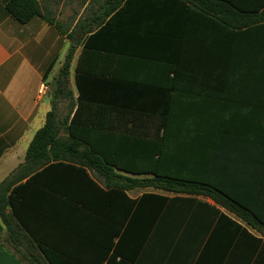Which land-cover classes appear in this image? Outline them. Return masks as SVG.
<instances>
[{
	"label": "trees",
	"instance_id": "16d2710c",
	"mask_svg": "<svg viewBox=\"0 0 264 264\" xmlns=\"http://www.w3.org/2000/svg\"><path fill=\"white\" fill-rule=\"evenodd\" d=\"M184 1L203 11L207 23L215 10L227 12L234 4ZM6 10L22 25L43 17L36 0H8ZM175 37L173 94L150 95L148 102L134 96L131 107L110 106L88 115L79 106L71 120L70 114L61 119L58 112L60 100L72 97L68 85L74 51H69L50 90L52 109L45 125L24 163L0 185V221L22 264H121L130 257L122 249L137 236L136 247L197 250L218 217L231 226L226 228L231 238H222L224 247L237 234L238 241L246 237L262 243L243 224L197 197L213 200L257 231L264 229V126L253 125L247 142L239 139L236 127L215 126L213 111L201 106L208 92L181 89L184 56L198 49L185 44L195 40V33L183 29ZM212 50L210 45L202 48L207 58ZM198 66L190 73V85L198 69L212 79V61ZM81 73L79 65V89ZM87 170L103 177L107 190ZM138 188L175 196L129 198L127 192Z\"/></svg>",
	"mask_w": 264,
	"mask_h": 264
},
{
	"label": "crops",
	"instance_id": "0c3cea01",
	"mask_svg": "<svg viewBox=\"0 0 264 264\" xmlns=\"http://www.w3.org/2000/svg\"><path fill=\"white\" fill-rule=\"evenodd\" d=\"M36 1L43 17L22 25L8 14V0H0V185L24 163L34 136L45 125L52 109L51 87L71 50L68 88L72 97L60 100L61 119L70 114L71 120L79 106L88 115L110 106L131 107L134 96L148 102L150 95L173 94L175 36L186 29L195 33V40L185 45L198 49L184 56L182 91L196 87L208 92L211 98L201 102L202 110L213 111L215 126L239 129L240 140L251 141L253 125L264 126V0H232L233 7L222 13L215 10L208 23L203 11L184 0ZM207 31L212 34L206 37ZM206 45L213 48L209 58L202 51ZM206 60L212 61V79L198 69L190 85V73ZM87 172L107 190L103 177L93 170ZM133 192L140 193L133 196ZM127 194L131 199L143 194L175 196L153 188L133 189ZM197 200L243 224L262 243L246 237L238 241L237 234L231 245L224 247L222 238H231L226 232L231 226L218 217L197 250L177 245L167 251L136 247L137 236L122 249L130 257L121 264H264V229L257 231L244 224L209 198ZM8 233L0 221V264H22Z\"/></svg>",
	"mask_w": 264,
	"mask_h": 264
},
{
	"label": "water",
	"instance_id": "95a60500",
	"mask_svg": "<svg viewBox=\"0 0 264 264\" xmlns=\"http://www.w3.org/2000/svg\"><path fill=\"white\" fill-rule=\"evenodd\" d=\"M78 43H79L78 40H76V41L74 42V45H75V46H78ZM49 98H50V93L48 94V99H49Z\"/></svg>",
	"mask_w": 264,
	"mask_h": 264
},
{
	"label": "rangeland",
	"instance_id": "374dc122",
	"mask_svg": "<svg viewBox=\"0 0 264 264\" xmlns=\"http://www.w3.org/2000/svg\"><path fill=\"white\" fill-rule=\"evenodd\" d=\"M139 193H140V192H133L132 195H133V196H136V195H138Z\"/></svg>",
	"mask_w": 264,
	"mask_h": 264
}]
</instances>
